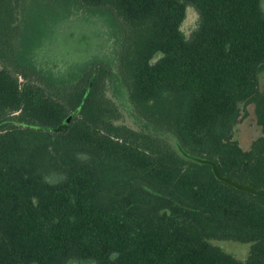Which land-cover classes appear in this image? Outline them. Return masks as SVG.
<instances>
[{
  "label": "trees",
  "instance_id": "obj_1",
  "mask_svg": "<svg viewBox=\"0 0 264 264\" xmlns=\"http://www.w3.org/2000/svg\"><path fill=\"white\" fill-rule=\"evenodd\" d=\"M69 1L115 29L114 59L36 65L0 0V264H264L262 0Z\"/></svg>",
  "mask_w": 264,
  "mask_h": 264
},
{
  "label": "rangeland",
  "instance_id": "obj_2",
  "mask_svg": "<svg viewBox=\"0 0 264 264\" xmlns=\"http://www.w3.org/2000/svg\"><path fill=\"white\" fill-rule=\"evenodd\" d=\"M4 1L8 0H3V5ZM262 6L264 9V0ZM72 8L69 0H11L8 5L10 11L5 19L11 23L12 37L17 43L30 52L36 46L34 59L40 67L63 70L66 65L94 55L102 57L111 54L115 57L118 45L114 46L113 41L116 38L111 35L113 39H109L105 34L108 23L103 20V16L95 10L82 7L72 15ZM66 16H69L68 19L63 20ZM197 19L194 9L189 8L181 27L187 37L196 28ZM114 48L116 53H113ZM260 85H264V74L260 77ZM107 96L115 102L120 114L116 124L139 129L141 122L137 120L127 96L121 98L112 89H108ZM258 133L254 114L250 109L249 116L237 125L235 134L241 144L247 147ZM213 243L240 261L246 259L251 246L250 243L235 241L216 240Z\"/></svg>",
  "mask_w": 264,
  "mask_h": 264
},
{
  "label": "flooded vegetation",
  "instance_id": "obj_3",
  "mask_svg": "<svg viewBox=\"0 0 264 264\" xmlns=\"http://www.w3.org/2000/svg\"><path fill=\"white\" fill-rule=\"evenodd\" d=\"M105 34L109 37V39H110V37L112 38V36H114L115 38L117 37V35H118V33H116V31H115V29L113 28V27H110V26H108V24H107V26H106V28H105ZM112 35V36H111ZM113 39V38H112ZM115 44V42L113 41V45ZM115 46V45H114ZM113 50V53H116V49L114 48V49H112ZM111 50V51H112ZM117 52H118V50H117ZM113 55V54H112ZM116 56H117V54H116ZM115 56V57H116ZM104 57H106L107 59L108 58H110V59H114L115 57H113V56H111V54H109V56L107 55V56H104ZM65 60V59H64ZM70 65V64H69ZM69 65H66V67L65 68H67Z\"/></svg>",
  "mask_w": 264,
  "mask_h": 264
},
{
  "label": "water",
  "instance_id": "obj_4",
  "mask_svg": "<svg viewBox=\"0 0 264 264\" xmlns=\"http://www.w3.org/2000/svg\"><path fill=\"white\" fill-rule=\"evenodd\" d=\"M78 110H79V108L76 109L75 111H73L72 113H70V114L66 117L64 123L67 124V123L70 121V119H71L73 116H75V115L77 114Z\"/></svg>",
  "mask_w": 264,
  "mask_h": 264
}]
</instances>
